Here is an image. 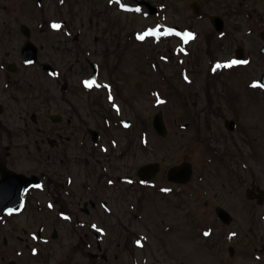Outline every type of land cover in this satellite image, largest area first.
I'll list each match as a JSON object with an SVG mask.
<instances>
[{
	"label": "rangeland",
	"instance_id": "1",
	"mask_svg": "<svg viewBox=\"0 0 264 264\" xmlns=\"http://www.w3.org/2000/svg\"><path fill=\"white\" fill-rule=\"evenodd\" d=\"M109 2L67 0L60 4L59 0H43V5L37 7L36 0H0V66H16L21 74L18 81L23 85V93L0 90V103L8 106L7 114L15 128L23 129L26 124L38 132V138L44 130H52L48 114L64 113L68 117V110L75 103L88 119L89 128L105 130L106 138L110 132L107 121L121 128L117 138L126 154L116 157L117 175L120 170L135 174L142 166L158 164L155 187L168 189V171L188 162L192 166V180L180 186L177 199L170 197L162 202L149 196L145 219L131 220L134 225L125 217V196L101 190L100 197L116 196L115 205L121 217L107 219L116 234L102 237L109 260L100 263L89 256L79 231H70L48 213H33L37 226L51 220L49 230L52 234L57 231V240L37 258L41 259L39 264H131L125 245L134 229L149 236L148 264H156L157 260L161 264H264V252L263 258L259 254L252 256L254 251L264 248V203L247 197L254 185L264 190V92L252 84L264 73V55L260 53L264 44L260 35L264 30V0H226L230 30L235 35L234 50L243 48L246 60L250 59L243 70L226 74L217 86L205 66L210 59L206 53L211 44L209 34L197 44L196 54L179 64L173 53L178 42H157L165 36L156 38L149 34L155 26H148V30L145 27L152 22L127 14ZM214 2L212 13L221 7ZM170 4V19L177 21L188 13L183 0L177 1L181 10L178 14L173 11L172 1ZM238 5L243 6L242 10L236 9ZM58 23L61 27L53 28ZM22 25L28 26L31 40L40 49V62L51 64L56 75L42 71L38 65L29 67L24 63L21 49L27 39L21 32ZM140 30L148 32L149 39L143 45L134 38L128 39ZM89 61L101 68L99 82L115 83L116 99L121 100L122 107L115 123L102 92L86 96L74 86L69 94L62 92L64 84H79L91 75ZM183 67L188 68V73L181 70ZM248 83L251 88H247ZM33 95L35 101L31 99ZM111 97L115 98L113 94ZM158 112L164 113L166 138L158 136L152 126ZM33 116L36 123L31 120ZM43 116L47 117L46 122L41 120ZM0 119L9 128L7 118ZM121 119L133 121V127L124 129ZM230 119L238 123L235 132L227 127ZM143 123L148 131L147 150L145 142L141 145L140 136L135 137ZM67 134L52 130L50 138L63 143ZM216 155L225 156L227 162L222 163ZM61 156L64 159L66 155L54 154V170L60 166ZM70 156L76 161L66 170L78 177L76 186L81 191L85 171L80 166V153L73 149ZM66 170H56L60 179ZM80 195L83 206L89 195L86 191ZM219 207L232 215L229 226L218 224L215 210ZM163 223L165 232H169L164 236ZM215 224L221 230L210 233ZM70 245L77 247L70 250ZM230 247L235 248V256ZM256 257L262 260L256 262Z\"/></svg>",
	"mask_w": 264,
	"mask_h": 264
},
{
	"label": "flooded vegetation",
	"instance_id": "2",
	"mask_svg": "<svg viewBox=\"0 0 264 264\" xmlns=\"http://www.w3.org/2000/svg\"><path fill=\"white\" fill-rule=\"evenodd\" d=\"M59 1L60 4L67 3V0ZM120 1L132 8L127 14L142 17L149 23L152 22L149 25L153 24L163 30L171 27L176 31L175 34L170 33L169 36L158 39V42H168L169 40L178 42L173 47V51L178 57L179 64L186 62L195 55L197 44H201L205 36L209 34L207 38L209 37L211 44L206 53L210 59L207 60L205 66L208 70L210 69L214 86H217L218 81L226 74H236L243 68L239 66L240 62L236 61L238 48L234 50L235 35L230 30L231 19L226 13V0H216L214 3L221 5V7L213 13L211 12V5L214 0H183L188 13L177 21L170 19V1H172V5H175L173 11H177L178 14L181 10L177 1L181 0ZM42 2L43 0H36L35 4L37 7H41ZM241 6L238 5L236 9ZM63 7L61 6V8ZM182 34L189 35V44L183 43ZM147 41L148 38L144 36L139 44L143 45ZM180 54L182 57H179ZM237 57H239L238 52ZM187 69V67H183L181 70L188 73ZM5 73L9 75L7 76ZM177 74L179 75V73ZM20 76L17 68L0 66V90L6 92L14 89L15 92L21 93L23 85L18 81ZM101 77L100 69L98 80ZM69 85H63V93L69 94L73 86L79 93L86 96L102 92L106 105L110 107L112 121L114 123L117 121L115 117L119 115L118 110H122V107L120 106L121 100L116 99L115 83L100 82L87 86L80 82ZM112 94L115 98H110ZM34 97L35 95L31 99L35 101ZM48 103L45 105L47 106ZM68 111V117L64 113L59 114V116L47 113L49 116L48 123H51L52 130L58 133H69L63 136V143H60V141L51 140L52 130H44L42 136L38 138V132L33 131L26 124H24L23 129L15 128L7 114L8 106L4 102L0 103V118L5 116L9 123L8 128L5 124H1L0 119V264L40 263L41 259L37 260V258L42 254L45 247L54 243V234L57 236V231L55 230L52 234L49 230V227H52L51 220L49 224L46 220L37 226L35 214L38 213H48L59 223L67 225L70 231H79L78 236H81L83 245L89 251V256L98 263L102 260L108 261L106 244L102 242V237L108 234H116V230L110 228L107 219H120L121 216L115 205L116 196L104 195L100 197L101 190L112 193L120 192V197L125 196L127 209L125 217L129 224H133V221L130 222L131 220L141 222L145 219L146 200L149 196L151 198L156 197L162 202L170 197L174 199L180 197L178 190L181 185L178 183L168 180V189L158 188L155 187L156 176L146 183L137 176V172L129 174L120 170L119 175H117L116 157L121 158L126 154V151L119 147L120 142L117 138L119 137L117 131H121V128L107 121L110 132H107L108 138H106L105 130L99 129V131L89 128L88 119L81 114V109L77 104H72ZM31 120L36 123V116H33ZM41 120L46 122L47 117L43 116ZM121 121L119 122L122 125ZM237 128L238 123L235 120L233 132ZM137 136H140L141 145L144 142L148 143V131L145 123H143L140 133H135V137ZM79 137L80 139H78ZM144 148L147 150L149 147L146 144ZM73 149L80 153L79 158L82 160L80 166L85 171L84 184L82 186L80 183V188L81 191H86L89 197L84 199L83 206H80L81 191H78L76 186L78 177L71 170H66L73 167L76 161L70 156ZM214 151L216 150L214 149ZM54 154L66 155L64 159L62 156L58 158L60 159V166H57L56 170L68 171L61 175V179L58 172L53 169ZM216 157L222 163L227 162L225 156L216 155ZM256 187L257 185H254L253 189L256 190ZM20 201H23L21 209L8 212ZM217 221L219 224V219ZM218 224L211 226L210 233L215 234L221 230ZM221 225L224 224L221 223ZM164 226L165 223H163L161 231L163 236L169 233L165 232ZM171 227L174 232V226ZM129 234L130 240L125 246L131 256V264H148L146 249L149 244V236L143 230L138 229H134ZM222 238L225 240L226 236L223 235ZM80 244L82 245V243ZM76 247L77 245H70L68 249L74 250ZM230 252L232 256H235V248L230 247ZM263 252L264 248L262 251H254L252 256L262 255ZM262 258L256 257L254 259L256 262H260ZM156 264H161V260H157Z\"/></svg>",
	"mask_w": 264,
	"mask_h": 264
},
{
	"label": "water",
	"instance_id": "3",
	"mask_svg": "<svg viewBox=\"0 0 264 264\" xmlns=\"http://www.w3.org/2000/svg\"><path fill=\"white\" fill-rule=\"evenodd\" d=\"M22 33L27 37V42L23 48V55L27 62L29 63H36L38 61V49L34 45V43L30 40L31 37V31L26 25L21 26ZM264 36V35H263ZM91 66L94 68V76L91 80L96 78L97 74V66L93 63H91ZM12 68H15L16 66L12 65L10 66ZM42 68L51 72H54L52 67L48 64H42ZM264 86V75L262 76L261 82ZM155 129L160 133L161 135H166V126L164 124L163 118L161 115L156 116L154 121ZM159 166L157 164H149L142 166L139 170V174L142 178H150L157 174ZM192 177V166L188 162H184L178 166L173 167L169 171V179L171 181L179 182L181 184H187ZM259 194H254V191H250L248 193V196L250 198H257L260 201H264V191H262L260 188H258ZM219 216L221 219H223L227 224L231 223V216L228 214L224 209L219 208L218 209Z\"/></svg>",
	"mask_w": 264,
	"mask_h": 264
},
{
	"label": "snow or ice",
	"instance_id": "4",
	"mask_svg": "<svg viewBox=\"0 0 264 264\" xmlns=\"http://www.w3.org/2000/svg\"><path fill=\"white\" fill-rule=\"evenodd\" d=\"M53 27H54V28H59L60 25H56V24H54ZM234 63H235V62H234ZM254 86H255V85H254ZM206 235H207V234H206Z\"/></svg>",
	"mask_w": 264,
	"mask_h": 264
}]
</instances>
